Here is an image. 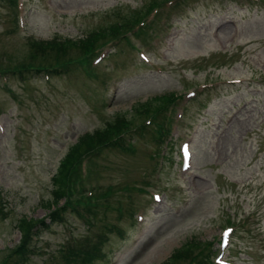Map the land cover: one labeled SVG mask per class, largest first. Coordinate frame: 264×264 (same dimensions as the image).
<instances>
[{
	"label": "rangeland",
	"instance_id": "rangeland-1",
	"mask_svg": "<svg viewBox=\"0 0 264 264\" xmlns=\"http://www.w3.org/2000/svg\"><path fill=\"white\" fill-rule=\"evenodd\" d=\"M51 1L25 2L21 25L12 3L0 0V264H69V246L107 252L93 264H161L192 242L211 245V256L221 253L220 230L244 217L250 227L239 226L246 230L235 231L227 255L237 264H264V0H187L160 9L153 23L125 40L121 34L138 22L133 18L166 0ZM88 36L97 38L83 46ZM63 39H71L66 52ZM51 40L56 50L40 52L46 45L38 42ZM109 41L106 59L85 66L88 54ZM140 49L164 71L144 63ZM71 60L70 69L64 63ZM54 63L62 74L43 76ZM235 77L244 82L204 91L185 105L173 141L193 138L194 166L182 178L177 148L161 152L167 108L201 84ZM156 96L172 100L156 112L148 105ZM124 119L126 136L95 156L99 165L91 162L82 180L83 193L92 186L94 195L77 202L71 187L81 167L72 165L67 208H78L66 222H51L54 176L70 146L83 133ZM98 189L104 202L89 205ZM150 189L162 192L161 203ZM142 207L145 220L138 223Z\"/></svg>",
	"mask_w": 264,
	"mask_h": 264
},
{
	"label": "trees",
	"instance_id": "trees-1",
	"mask_svg": "<svg viewBox=\"0 0 264 264\" xmlns=\"http://www.w3.org/2000/svg\"><path fill=\"white\" fill-rule=\"evenodd\" d=\"M92 38H97L96 36H88L87 40H91ZM64 45V44H63ZM65 46V45H64ZM56 47V45H54ZM121 125L117 124H112L107 129L104 130H98L93 133H86L83 135L77 142L74 144L69 152L67 153L66 158L64 159L65 161H68L69 164H73L74 161L79 157L80 154L88 151L91 147L96 146L98 143H100L101 139L103 137H108L115 133L118 129H120ZM61 163V173L59 170V173L55 177V183L57 184V191L55 192V198H54V203L58 204L60 202L65 194V187H66V182H67V173L70 169V165L68 166L66 162ZM51 205H56L53 203H50ZM57 214V212H56ZM56 216L55 214L52 215ZM177 255V253H176ZM178 256L173 257L165 261L163 264H178Z\"/></svg>",
	"mask_w": 264,
	"mask_h": 264
}]
</instances>
